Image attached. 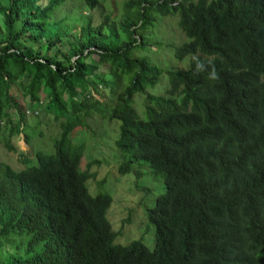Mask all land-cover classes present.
Instances as JSON below:
<instances>
[{"label": "trees", "instance_id": "1", "mask_svg": "<svg viewBox=\"0 0 264 264\" xmlns=\"http://www.w3.org/2000/svg\"><path fill=\"white\" fill-rule=\"evenodd\" d=\"M64 2L0 0V148L26 159L12 140L29 142V116L59 131L36 165L0 161V264H264V0H126L118 19L89 14L78 30L53 19ZM169 14L189 39L174 51L188 66L131 57L156 47L148 33ZM163 74L167 85L149 93ZM90 115L119 122L121 173L143 162L162 176L146 212L153 249L114 243L111 196L88 192L72 136Z\"/></svg>", "mask_w": 264, "mask_h": 264}, {"label": "rangeland", "instance_id": "2", "mask_svg": "<svg viewBox=\"0 0 264 264\" xmlns=\"http://www.w3.org/2000/svg\"><path fill=\"white\" fill-rule=\"evenodd\" d=\"M48 0H42L46 3ZM126 0H99V5L89 10L83 0H65L62 6L55 12V20L66 16V21L78 30L85 20L86 15H91L93 24L103 20L106 14H114L118 19L123 3ZM85 17V18H84ZM178 16L158 15L157 24L150 34L151 39L158 44L156 47L146 46L134 49L131 57H146L151 64L163 69L178 70L186 68L190 56L181 60L175 57V48L189 39L179 30L177 26ZM2 18L0 17V23ZM63 49L66 46H62ZM101 71H107V66L100 67ZM167 85V75L160 76L158 83L147 91L152 94H160ZM17 99H20V92L14 89ZM94 96L100 101L108 97ZM143 94L137 93L134 96V107L140 117L144 118L143 104H139ZM43 105V103H42ZM101 105V104H100ZM22 106V105H21ZM27 123L26 132L29 134V146L20 140V137L12 140L15 147L23 153L25 160H20L17 154L0 148V161L11 166L15 171L24 169L30 165L37 164L36 151L45 154L54 153V139L58 138L59 131L54 122L44 124L37 121L34 116L25 118ZM78 138L72 136L74 144L82 143L84 151L80 167L92 174L85 181L88 192L95 195L98 192H106L111 196L112 202L106 211L112 231L116 233L114 243L128 244L140 240L147 248L153 249L155 245L154 227L149 222L146 212L155 205L156 198L164 192L162 176L156 174L147 163L137 162L132 165L130 171L121 173L118 166L123 160L115 146L119 134V122L117 120L102 119L97 115H90L84 121ZM55 133V134H53ZM23 134V133H22ZM38 134V135H37ZM50 134H53L52 137ZM24 135V134H23ZM1 146V144H0Z\"/></svg>", "mask_w": 264, "mask_h": 264}, {"label": "clouds", "instance_id": "3", "mask_svg": "<svg viewBox=\"0 0 264 264\" xmlns=\"http://www.w3.org/2000/svg\"><path fill=\"white\" fill-rule=\"evenodd\" d=\"M195 59V58H194ZM196 70L198 71V72H203V71H208V79L209 80H216V79H218L219 78V74L217 73V71L215 70V67L214 66H211L210 67V70H209V68L208 67H206V65L204 64V62H202V61H199V60H197L196 61ZM20 140H22L23 142H25V140H24V135L21 133L20 134ZM29 146V145H28ZM9 152V151H8ZM14 153V152H13ZM15 154H17V153H15Z\"/></svg>", "mask_w": 264, "mask_h": 264}]
</instances>
